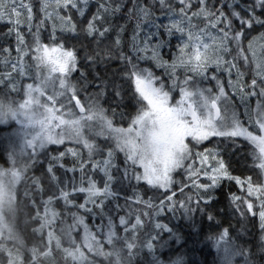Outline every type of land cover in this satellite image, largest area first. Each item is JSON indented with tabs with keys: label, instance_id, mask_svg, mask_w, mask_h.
<instances>
[{
	"label": "snow or ice",
	"instance_id": "obj_1",
	"mask_svg": "<svg viewBox=\"0 0 264 264\" xmlns=\"http://www.w3.org/2000/svg\"><path fill=\"white\" fill-rule=\"evenodd\" d=\"M0 22V264H208L166 212L206 217L211 264H264V0H0ZM225 180L254 242L211 210Z\"/></svg>",
	"mask_w": 264,
	"mask_h": 264
},
{
	"label": "trees",
	"instance_id": "obj_2",
	"mask_svg": "<svg viewBox=\"0 0 264 264\" xmlns=\"http://www.w3.org/2000/svg\"><path fill=\"white\" fill-rule=\"evenodd\" d=\"M129 2L130 0H126V3H129ZM94 5H95V0H90V6H92L93 10H94ZM116 20L119 23L124 22L123 19L120 18V16H118ZM6 32H7V27L5 26V23L0 22V47L11 46L14 48L15 47L14 37H8L4 35ZM256 34L257 33H253V35H256ZM245 71H246L245 79L250 81L251 79L250 73H247V70ZM218 75L221 76V79L226 86L225 87L226 90L231 94L232 89L228 87L227 73L221 72V73H218ZM232 78L233 80H235V70H233ZM212 83L214 84L215 82L213 81ZM235 99L237 103H239L238 98H235ZM205 146L210 147V145H207V144H205ZM230 159H231V165H232L231 171L233 172L234 175L245 176V175L250 174L246 170L245 161L243 159L242 154L233 155L230 157ZM2 164H4V157L0 155V165ZM175 178L177 181H179L183 179V176L177 175ZM201 179L204 180L205 178L201 177ZM179 187L180 185L177 184L176 188L178 189ZM120 191H121V196L125 194V191L128 195L132 194V189L130 187H127V185H125L124 190H120ZM139 191L141 192V194H143V189H139ZM185 191L187 192L188 189H185ZM240 192H241L240 187L235 185L234 181L232 182H229L227 180L223 181L220 187L216 188L214 192L212 193L214 200L211 205V210L215 214H217L216 218L220 220L224 226H227L228 224L233 225L234 231H238L241 227V224L243 223L248 229V235L244 236L243 239L254 242V236L258 235V222L256 224V227H254L253 222L250 219L241 220L239 214L234 212L233 206L230 205L229 203L230 193H236L237 195H239ZM147 195H153V193L149 192ZM176 196L177 198L180 197L179 191L176 192ZM120 202L123 203V199H121ZM161 220L164 223H168L170 226H174L188 238L189 247L194 246L197 249L195 253V257H194L195 259H197L198 261H203L206 258L208 261V264H211L212 255L214 254V250H212L210 247L205 248L202 243L197 242L198 240H203V234H206L209 231V228H208L209 222L206 219V217L202 218L199 213H197L196 216L194 217L197 227L202 231V235L200 237L196 236L191 226V222L186 221L183 218L182 212H177L175 215V218H173L172 213L166 212L161 217ZM33 226L34 225H32L31 222H29L27 225L24 223L23 215L20 217L18 221V227L23 233L25 239L29 242V245H31V242L34 239L32 235ZM164 235L167 236L166 233ZM200 249H203V252H201Z\"/></svg>",
	"mask_w": 264,
	"mask_h": 264
},
{
	"label": "rangeland",
	"instance_id": "obj_3",
	"mask_svg": "<svg viewBox=\"0 0 264 264\" xmlns=\"http://www.w3.org/2000/svg\"><path fill=\"white\" fill-rule=\"evenodd\" d=\"M225 85V84H224ZM226 87V86H225ZM227 91V90H226Z\"/></svg>",
	"mask_w": 264,
	"mask_h": 264
}]
</instances>
